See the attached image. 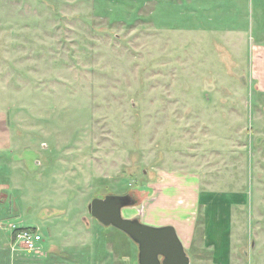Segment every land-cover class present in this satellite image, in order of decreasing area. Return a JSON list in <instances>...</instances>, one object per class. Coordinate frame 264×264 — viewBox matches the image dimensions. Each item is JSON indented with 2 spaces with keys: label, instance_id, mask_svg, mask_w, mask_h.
I'll return each mask as SVG.
<instances>
[{
  "label": "rangeland",
  "instance_id": "374dc122",
  "mask_svg": "<svg viewBox=\"0 0 264 264\" xmlns=\"http://www.w3.org/2000/svg\"><path fill=\"white\" fill-rule=\"evenodd\" d=\"M0 81L23 136L11 249L17 229L43 239L28 264H138L87 209L132 192L124 217L204 216L216 192L264 264V0H0Z\"/></svg>",
  "mask_w": 264,
  "mask_h": 264
},
{
  "label": "crops",
  "instance_id": "0c3cea01",
  "mask_svg": "<svg viewBox=\"0 0 264 264\" xmlns=\"http://www.w3.org/2000/svg\"><path fill=\"white\" fill-rule=\"evenodd\" d=\"M3 85L4 83L0 81V86ZM4 104H6L4 96L0 95V264H28L25 260L27 257L21 255L23 250L20 248L11 249V231L8 226L12 222L11 220H14L15 223L17 219H20L17 218L20 215V201L16 205V199L11 195V191L19 190L21 187L20 173L12 170L20 169L22 162L21 156H18L17 159L12 158V153L19 146L23 136L18 130H15L16 127L13 124L16 123V118H11L10 111ZM162 185L167 187L179 186L173 180L164 182ZM161 197L163 199L169 197V191L162 193ZM192 197L195 198L193 193ZM207 199L210 202V211L204 216L198 212L194 216H189V214L184 216L180 213L168 216L147 214L148 216L144 218L140 214L137 216L143 223L152 226L172 225L187 255L189 254V264L194 262L197 264H244L246 250L242 248L244 254L242 256L241 251L239 252L234 245L241 232L244 234V232L249 231L248 228L239 226L240 220L245 219L244 215L241 217L240 214L231 211L230 206H228L229 200L222 201L216 192H212ZM12 200H14V205L10 206ZM232 201L230 200V202ZM9 215H12L13 218H9ZM235 225L237 226L235 227ZM198 238L200 244L195 243ZM51 249L47 250L44 255L35 258L34 262L36 264H59L60 260H65L58 253L51 252ZM203 252L208 254H201ZM68 262L67 264H84L83 261L78 263L74 260H68ZM112 264H115V261Z\"/></svg>",
  "mask_w": 264,
  "mask_h": 264
},
{
  "label": "water",
  "instance_id": "95a60500",
  "mask_svg": "<svg viewBox=\"0 0 264 264\" xmlns=\"http://www.w3.org/2000/svg\"><path fill=\"white\" fill-rule=\"evenodd\" d=\"M132 193L106 194L93 197L87 205L88 212L99 223L112 226L129 236L138 248L139 264H189V257L172 225L152 226L138 216L124 217V207L139 203Z\"/></svg>",
  "mask_w": 264,
  "mask_h": 264
},
{
  "label": "built area",
  "instance_id": "2783aa9c",
  "mask_svg": "<svg viewBox=\"0 0 264 264\" xmlns=\"http://www.w3.org/2000/svg\"><path fill=\"white\" fill-rule=\"evenodd\" d=\"M13 244L26 252L39 254L42 251L43 241L40 233L28 228L17 229L13 236Z\"/></svg>",
  "mask_w": 264,
  "mask_h": 264
},
{
  "label": "trees",
  "instance_id": "16d2710c",
  "mask_svg": "<svg viewBox=\"0 0 264 264\" xmlns=\"http://www.w3.org/2000/svg\"><path fill=\"white\" fill-rule=\"evenodd\" d=\"M31 229V228H30ZM31 230H33L34 231V229L32 228Z\"/></svg>",
  "mask_w": 264,
  "mask_h": 264
}]
</instances>
